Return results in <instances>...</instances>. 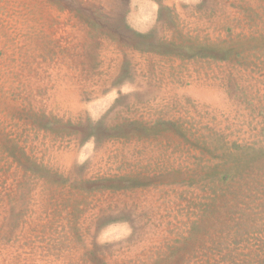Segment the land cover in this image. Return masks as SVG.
<instances>
[{"label":"rangeland","instance_id":"1","mask_svg":"<svg viewBox=\"0 0 264 264\" xmlns=\"http://www.w3.org/2000/svg\"><path fill=\"white\" fill-rule=\"evenodd\" d=\"M0 264H264V0H0Z\"/></svg>","mask_w":264,"mask_h":264}]
</instances>
